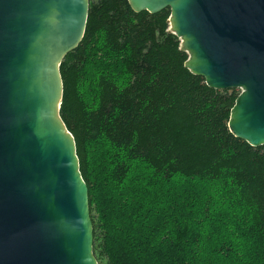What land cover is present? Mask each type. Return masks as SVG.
Segmentation results:
<instances>
[{
  "label": "trees",
  "instance_id": "1",
  "mask_svg": "<svg viewBox=\"0 0 264 264\" xmlns=\"http://www.w3.org/2000/svg\"><path fill=\"white\" fill-rule=\"evenodd\" d=\"M169 8L89 0L61 64L60 117L99 264H264V145L228 128L236 89L186 66Z\"/></svg>",
  "mask_w": 264,
  "mask_h": 264
},
{
  "label": "water",
  "instance_id": "2",
  "mask_svg": "<svg viewBox=\"0 0 264 264\" xmlns=\"http://www.w3.org/2000/svg\"><path fill=\"white\" fill-rule=\"evenodd\" d=\"M169 8L185 66L240 89L228 128L264 145V0H128ZM89 0H0V264H99L88 187L60 117V64L81 42Z\"/></svg>",
  "mask_w": 264,
  "mask_h": 264
},
{
  "label": "rangeland",
  "instance_id": "3",
  "mask_svg": "<svg viewBox=\"0 0 264 264\" xmlns=\"http://www.w3.org/2000/svg\"><path fill=\"white\" fill-rule=\"evenodd\" d=\"M236 91H237V92H239V91H240V89H236Z\"/></svg>",
  "mask_w": 264,
  "mask_h": 264
},
{
  "label": "bare ground",
  "instance_id": "4",
  "mask_svg": "<svg viewBox=\"0 0 264 264\" xmlns=\"http://www.w3.org/2000/svg\"><path fill=\"white\" fill-rule=\"evenodd\" d=\"M86 183V182H85ZM87 185V184H86Z\"/></svg>",
  "mask_w": 264,
  "mask_h": 264
},
{
  "label": "built area",
  "instance_id": "5",
  "mask_svg": "<svg viewBox=\"0 0 264 264\" xmlns=\"http://www.w3.org/2000/svg\"><path fill=\"white\" fill-rule=\"evenodd\" d=\"M239 92H240V91H239ZM239 92H238V93H239Z\"/></svg>",
  "mask_w": 264,
  "mask_h": 264
}]
</instances>
